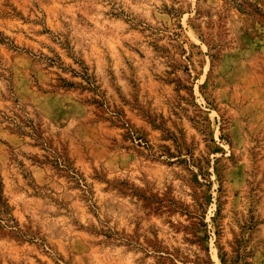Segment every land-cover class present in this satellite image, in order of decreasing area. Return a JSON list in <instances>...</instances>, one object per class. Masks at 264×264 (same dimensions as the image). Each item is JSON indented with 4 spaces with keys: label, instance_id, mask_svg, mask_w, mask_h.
I'll list each match as a JSON object with an SVG mask.
<instances>
[{
    "label": "rangeland",
    "instance_id": "374dc122",
    "mask_svg": "<svg viewBox=\"0 0 264 264\" xmlns=\"http://www.w3.org/2000/svg\"><path fill=\"white\" fill-rule=\"evenodd\" d=\"M0 264H264V0H0Z\"/></svg>",
    "mask_w": 264,
    "mask_h": 264
},
{
    "label": "trees",
    "instance_id": "16d2710c",
    "mask_svg": "<svg viewBox=\"0 0 264 264\" xmlns=\"http://www.w3.org/2000/svg\"><path fill=\"white\" fill-rule=\"evenodd\" d=\"M0 221H13V217L9 214L7 201L3 198L2 185L0 183Z\"/></svg>",
    "mask_w": 264,
    "mask_h": 264
}]
</instances>
